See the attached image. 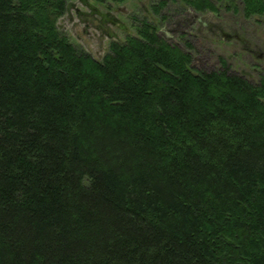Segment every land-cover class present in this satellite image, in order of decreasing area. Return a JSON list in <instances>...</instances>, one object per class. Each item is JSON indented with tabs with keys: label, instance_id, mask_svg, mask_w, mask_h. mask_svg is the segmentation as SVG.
I'll return each mask as SVG.
<instances>
[{
	"label": "trees",
	"instance_id": "16d2710c",
	"mask_svg": "<svg viewBox=\"0 0 264 264\" xmlns=\"http://www.w3.org/2000/svg\"><path fill=\"white\" fill-rule=\"evenodd\" d=\"M71 1L0 0V264H264V77L194 71L146 19L96 60Z\"/></svg>",
	"mask_w": 264,
	"mask_h": 264
},
{
	"label": "rangeland",
	"instance_id": "374dc122",
	"mask_svg": "<svg viewBox=\"0 0 264 264\" xmlns=\"http://www.w3.org/2000/svg\"><path fill=\"white\" fill-rule=\"evenodd\" d=\"M159 2L165 7L153 13L152 4ZM142 19L167 32V37L163 33L160 36L169 44L190 53L194 71L217 70L224 60L230 73L251 84L258 85L264 77V15L244 18L239 0L220 3L216 12L203 13H196L179 0H128L119 4L72 0L67 12L57 19V28L71 44L101 61L110 41L136 36L135 28Z\"/></svg>",
	"mask_w": 264,
	"mask_h": 264
},
{
	"label": "flooded vegetation",
	"instance_id": "af4514ba",
	"mask_svg": "<svg viewBox=\"0 0 264 264\" xmlns=\"http://www.w3.org/2000/svg\"><path fill=\"white\" fill-rule=\"evenodd\" d=\"M198 22L199 23H201V25H203V26H205L206 27V25L203 23V22H201V20L199 19L198 20ZM209 29V28H208ZM210 30V29H209ZM163 34H164V36H166L167 37V35H168V33L167 32H163ZM161 35V34H160ZM164 40H165V38H164Z\"/></svg>",
	"mask_w": 264,
	"mask_h": 264
},
{
	"label": "water",
	"instance_id": "95a60500",
	"mask_svg": "<svg viewBox=\"0 0 264 264\" xmlns=\"http://www.w3.org/2000/svg\"><path fill=\"white\" fill-rule=\"evenodd\" d=\"M164 32H165V31H164ZM161 33H163V29H162V30H160L158 34L160 35Z\"/></svg>",
	"mask_w": 264,
	"mask_h": 264
}]
</instances>
